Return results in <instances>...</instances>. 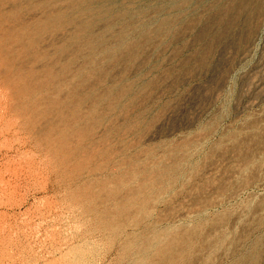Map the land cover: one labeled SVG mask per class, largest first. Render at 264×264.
Masks as SVG:
<instances>
[{
    "label": "rangeland",
    "instance_id": "obj_1",
    "mask_svg": "<svg viewBox=\"0 0 264 264\" xmlns=\"http://www.w3.org/2000/svg\"><path fill=\"white\" fill-rule=\"evenodd\" d=\"M0 53V264H264V0H0Z\"/></svg>",
    "mask_w": 264,
    "mask_h": 264
},
{
    "label": "bare ground",
    "instance_id": "obj_2",
    "mask_svg": "<svg viewBox=\"0 0 264 264\" xmlns=\"http://www.w3.org/2000/svg\"><path fill=\"white\" fill-rule=\"evenodd\" d=\"M5 1V0H4ZM32 3V2H31ZM4 4V3H3ZM2 5V4H1ZM33 6V5H32ZM36 6V5H35ZM8 7V6H7ZM46 8V7H45ZM44 8V9H45ZM37 9H39V8H37ZM32 10V9H31ZM8 11V10H7ZM6 11V12H7ZM17 11V10H16ZM27 12V11H26ZM40 12V11H39ZM4 13V12H3ZM15 15V14H14ZM23 15V14H22ZM48 17V16H47ZM15 18V17H14ZM34 18V17H33ZM49 18V17H48ZM36 20V19H35ZM9 21V20H8ZM17 21V20H16ZM31 21V20H30ZM15 22V21H14ZM24 22V21H23ZM35 22V21H34ZM42 24V23H41ZM53 25V24H52ZM40 26V25H39ZM21 27V26H20ZM50 27V26H49ZM37 28V27H36ZM2 29V28H1ZM9 29V28H8ZM16 30V29H15ZM35 31V30H34ZM37 31V30H36ZM17 32V31H16ZM21 32V31H20ZM18 35V34H17ZM29 35H31V33L29 34ZM8 40V39H7ZM96 40V39H95ZM1 54V53H0ZM40 54V53H39ZM10 56V55H9ZM21 56H23V55H21ZM4 59V58H3ZM57 59V58H56ZM55 59V60H56ZM39 61L41 60V59H38ZM2 61V60H1ZM15 61V60H14ZM13 61V62H14ZM11 65V64H10ZM66 65H68V64H66ZM70 66V65H69ZM58 69V68H57ZM25 70V69H24ZM23 70V71H24ZM37 71V70H36ZM10 72V71H9ZM15 72V71H14ZM26 72V71H25ZM70 72V71H69ZM37 73V72H36ZM59 73V72H58ZM5 74V73H4ZM43 74V73H42ZM69 74V73H68ZM10 75V74H9ZM15 75V74H14ZM38 75H40V74H38ZM44 75V74H43ZM42 75V76H43ZM5 76V75H4ZM46 76V75H45ZM79 76V75H78ZM29 77V76H28ZM40 77V76H39ZM53 77V76H52ZM57 77V76H56ZM12 78V77H11ZM63 78V77H62ZM67 78V77H66ZM7 79V78H6ZM46 81V80H45ZM62 81H64V80H62ZM70 81V80H69ZM30 82V81H29ZM82 82V81H81ZM43 83V82H42ZM68 83V82H67ZM81 84V83H80ZM79 84V85H80ZM13 85V84H12ZM85 85V84H84ZM41 86V85H40ZM38 87V86H37ZM43 87V86H42ZM32 88V87H31ZM63 88V87H62ZM64 89V88H63ZM81 89V88H80ZM28 90V89H27ZM46 90V89H45ZM68 90V89H67ZM73 90V89H72ZM27 92V91H26ZM74 92V91H73ZM82 92V91H81ZM42 94V93H41ZM46 94V93H45ZM82 94V93H81ZM38 95V94H37ZM60 95V94H59ZM59 97V96H58ZM23 98V97H22ZM40 98V97H39ZM38 98V99H39ZM60 99V98H59ZM41 101V100H40ZM69 101H72V100H69ZM51 102V101H50ZM82 102V101H81ZM42 103V102H41ZM68 103V102H67ZM65 105H66V103H64ZM27 105V104H26ZM62 106V105H61ZM35 107V106H34ZM21 108V107H20ZM43 108V107H42ZM64 108V107H63ZM39 109V108H38ZM70 109H71V107H70ZM45 110V109H44ZM61 110V109H60ZM77 110V109H76ZM56 111H57V109H56ZM80 111V110H79ZM55 112V111H54ZM68 112V111H67ZM70 112V111H69ZM33 113V112H32ZM81 113V112H80ZM87 113V112H86ZM90 114V113H89ZM47 115V114H46ZM85 115H87V114H85ZM51 116V115H50ZM59 116V115H58ZM97 116V115H96ZM38 117V116H37ZM41 117H42V115H41ZM89 117V116H88ZM95 117V116H94ZM93 117V118H94ZM50 118V117H49ZM35 119V118H34ZM55 119V118H54ZM64 119H65V117H64ZM85 119V118H84ZM49 121V120H48ZM57 121V120H56ZM60 121V120H59ZM101 121V120H100ZM62 122V121H61ZM80 122V121H79ZM98 122V121H97ZM80 123H82V122H80ZM89 123V122H88ZM95 123V122H94ZM54 124V123H53ZM57 124V123H56ZM29 125V124H28ZM48 125H50V124H48ZM80 125V124H79ZM46 126V125H45ZM59 126V125H58ZM70 126V125H69ZM41 127V126H40ZM47 128V127H46ZM77 128V127H76ZM51 129V128H50ZM82 129V128H81ZM47 130V129H46ZM49 130V129H48ZM43 131H45L44 129H43ZM54 131H56V130H54ZM53 131V132H54ZM38 132V131H37ZM42 132V131H41ZM49 132V131H48ZM63 133H64V131H63ZM69 133V132H68ZM67 133V134H68ZM47 134V133H46ZM50 135V134H49ZM51 135H52V133H51ZM53 136V135H52ZM75 136V135H74ZM36 137V136H35ZM40 138V137H39ZM76 138V137H75ZM46 139V138H45ZM50 139V138H49ZM61 140V139H60ZM59 141V140H58ZM50 143V142H49ZM70 143V142H69ZM68 143V144H69ZM76 145H77V143H76ZM60 146V145H59ZM75 147V146H74ZM45 148V147H44ZM92 148V147H91ZM62 149V148H61ZM82 149V148H81ZM91 151V150H90ZM90 153V152H89ZM93 153V152H92ZM76 154V153H75ZM103 154H105V153H103ZM70 156H72V155H70ZM86 158V157H85ZM75 159V158H74ZM97 159V158H96ZM68 161V160H67ZM65 162V161H64ZM89 162V161H88ZM70 164H72V163H70ZM87 164V163H86ZM60 165V164H59ZM97 170H98V168H97ZM73 171V170H72ZM78 171V170H77ZM81 172V171H80ZM86 172V171H85ZM104 173V172H103ZM91 174V173H90ZM103 175V174H102ZM109 175V174H108ZM98 176V175H97ZM79 178H80V176H79ZM63 180H64V178H63ZM70 181H72V180H70ZM131 182V181H130ZM66 183V182H65ZM95 185V184H94ZM73 186V185H72ZM83 187V186H82ZM87 187V186H86ZM81 190V189H80ZM88 191V190H87ZM98 191H99V189H98ZM127 191V190H126ZM131 191V190H130ZM134 192V191H133ZM82 193V192H81ZM96 193V192H95ZM102 193V192H101ZM100 193V194H101ZM130 193V192H129ZM132 194V193H131ZM117 195V194H116ZM87 196V195H86ZM125 197V196H124ZM133 197V196H132ZM82 198V197H81ZM93 198V197H92ZM104 198V197H103ZM90 199V198H89ZM100 200H102L101 198H99ZM87 200H88V198H87ZM106 200V199H105ZM97 202V201H96ZM111 202V201H110ZM99 204V203H98ZM78 205H80V204H78ZM126 205V204H125ZM83 206V205H82ZM105 206V205H104ZM92 207V206H91ZM90 207V208H91ZM112 207V206H111ZM124 207V206H123ZM80 208V207H79ZM96 208H97V206H96ZM81 209V208H80ZM111 209V208H110ZM117 210V209H116ZM126 210V209H125ZM124 211V210H123ZM92 212V211H91ZM100 212V211H99ZM111 212V211H110ZM104 213V212H103ZM123 213V212H122ZM93 214V213H92ZM131 215V214H130ZM88 216V215H87ZM95 216V215H94ZM100 216V215H99ZM110 216V215H109ZM113 217V216H112ZM116 217V216H115ZM118 217V216H117ZM130 218V217H129ZM109 219V218H108ZM124 219V218H123ZM127 219V218H126ZM96 220V219H95ZM107 221V220H106ZM113 221V220H112ZM121 221V220H120ZM119 221V222H120ZM127 221V220H126ZM99 222V221H98ZM119 222H117V223H119ZM125 222V221H124ZM102 224H103V222H102ZM109 224V223H108ZM116 226V225H115ZM101 227V226H100ZM107 229V228H106ZM103 230V229H102ZM124 230V229H123ZM105 231V230H104ZM107 231H108V229H107ZM109 232V231H108ZM118 234V233H117ZM130 243V242H129Z\"/></svg>",
    "mask_w": 264,
    "mask_h": 264
}]
</instances>
